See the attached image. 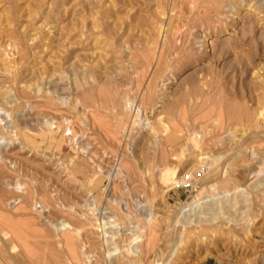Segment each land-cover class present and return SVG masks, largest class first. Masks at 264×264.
<instances>
[{
	"label": "rangeland",
	"instance_id": "374dc122",
	"mask_svg": "<svg viewBox=\"0 0 264 264\" xmlns=\"http://www.w3.org/2000/svg\"><path fill=\"white\" fill-rule=\"evenodd\" d=\"M0 238L264 264V0H0Z\"/></svg>",
	"mask_w": 264,
	"mask_h": 264
},
{
	"label": "bare ground",
	"instance_id": "6f19581e",
	"mask_svg": "<svg viewBox=\"0 0 264 264\" xmlns=\"http://www.w3.org/2000/svg\"><path fill=\"white\" fill-rule=\"evenodd\" d=\"M5 31V30H4ZM24 50H22V52H23ZM27 52V51H26ZM23 59V58H22ZM149 85V84H148ZM147 85V86H148ZM31 92V91H30ZM153 93V92H152ZM26 95H27V89H26ZM147 95V94H146ZM29 96V95H28ZM150 96V95H149ZM258 112V111H257ZM262 112V113H261ZM261 112H259L258 114H257V116H256V121H257V119H262L263 118V111H261ZM242 113V112H241ZM237 115V114H236ZM241 117V116H240ZM239 117V118H240ZM258 117V118H257ZM242 118V117H241ZM262 121H263V119H262ZM256 125H258V124H256ZM226 127V126H225ZM222 136V135H221ZM110 139V138H109ZM253 149V148H252ZM201 159V158H200ZM200 159H198L199 161H200ZM205 159V158H204ZM202 160V159H201ZM126 164V163H125ZM127 165H128V163H127ZM227 166V165H226ZM228 167V166H227ZM123 168V167H122ZM229 172V171H228ZM222 173H224V172H222ZM226 173V172H225ZM224 173V174H225ZM172 174V173H171ZM189 174V173H188ZM223 174V175H224ZM222 175V176H223ZM226 175V174H225ZM188 178V177H187ZM224 178V177H223ZM95 179V178H94ZM133 179V178H132ZM184 179H185V175H183L182 177H179L177 180H175V184H177L178 182H180V183H178V184H182L183 182H184ZM96 180V179H95ZM90 181V180H89ZM93 183H94V180H93ZM95 183H96V181H95ZM112 186V185H111ZM94 198V197H93ZM92 199V198H91ZM190 200V199H189ZM193 200V199H192ZM14 201V200H13ZM13 201H11V203L13 204L14 202ZM17 201V200H16ZM90 201V200H89ZM88 201V202H89ZM91 201H93V200H91ZM196 201V200H195ZM8 202H10V201H8ZM85 202H87V199H86V201ZM16 203V202H15ZM8 204V203H7ZM17 204V203H16ZM86 204H89V203H86ZM93 204V203H92ZM9 205H10V203H9ZM191 205V204H190ZM37 207V206H36ZM92 209V208H91ZM190 209V208H189ZM41 210V209H40ZM71 211H72V208H71ZM41 213V212H40ZM101 214H102V211L100 212ZM99 214V213H98ZM104 214V213H103ZM102 221V220H101ZM103 222V221H102ZM97 224V223H96ZM103 224V223H102ZM64 227H62V228H64V229H71L68 225H63ZM99 228H100V230L102 229V227H101V224L100 225H97ZM59 227H61V226H59ZM97 227V228H98ZM20 228V227H19ZM98 230V229H97ZM69 231V230H68ZM102 231V230H101ZM64 235V234H63ZM135 240L136 239H133V241L135 242ZM147 240V239H146ZM11 242V241H10ZM10 242H8V240H6L5 238H0V252H2L3 253V255L5 256V254L4 253H6V256H5V258L4 259H0L1 261H2V263L3 264H11L10 263V261L12 260V262L14 261L13 259V257H15L12 253L13 252H15V249H16V247H14V246H12V244L10 243ZM34 243V242H33ZM36 243V242H35ZM132 243V242H131ZM145 243V242H144ZM148 243H149V241H148ZM37 244V243H36ZM133 244V243H132ZM42 245V244H41ZM114 245V244H113ZM145 244H143V246H144ZM40 246V245H39ZM44 246V245H43ZM43 246H40L41 248H42V251L44 252V250H45V248L43 247ZM142 246V245H141ZM147 246H148V244H147ZM46 247V250L45 251H47V253L45 252V254H46V256H48V257H50L49 256V254L51 253L50 252V250L49 249H47V245L45 246ZM145 247V246H144ZM40 248V249H41ZM44 249V250H43ZM139 249H141V248H138V250ZM143 249V248H142ZM48 250H49V254H48ZM133 251V253L135 254V253H137V250L136 249H132ZM143 251V250H142ZM12 254V255H11ZM15 254V253H14ZM20 254V253H19ZM42 253H39L38 254V256H40ZM44 254V253H43ZM128 254V253H127ZM138 255H139V253H137ZM30 255V254H29ZM115 255H118V257H122L123 256V251H122V249H117L115 246H113L112 248H110V250H109V252H108V254L106 255L107 257H110V256H115ZM141 255V254H140ZM139 255V256H140ZM42 256V255H41ZM51 256H52V254H51ZM18 258H19V256H17ZM47 257V258H48ZM1 258V257H0ZM36 258H37V255H36ZM40 258V257H39ZM47 258H45V260L47 259ZM51 258V257H50ZM28 259V258H27ZM31 259V258H30ZM44 259V258H43ZM33 260V259H32ZM39 260V259H38ZM38 260H35L36 261V263H34L33 261H32V263L33 264H40V261H44V260H41V258H40V261H39V263H38ZM47 260H49V259H47ZM30 261V260H29ZM119 261V260H118ZM15 262V261H14ZM49 262L51 263V259L49 260ZM31 263V264H32ZM42 263V262H41ZM47 263V262H46ZM49 263V264H50ZM54 263V262H53ZM26 264V263H25ZM43 264V263H42ZM119 264V263H118Z\"/></svg>",
	"mask_w": 264,
	"mask_h": 264
},
{
	"label": "built area",
	"instance_id": "2783aa9c",
	"mask_svg": "<svg viewBox=\"0 0 264 264\" xmlns=\"http://www.w3.org/2000/svg\"><path fill=\"white\" fill-rule=\"evenodd\" d=\"M185 180H188V178H187V177H185L184 181H185Z\"/></svg>",
	"mask_w": 264,
	"mask_h": 264
}]
</instances>
